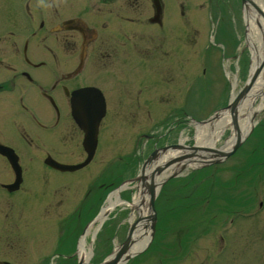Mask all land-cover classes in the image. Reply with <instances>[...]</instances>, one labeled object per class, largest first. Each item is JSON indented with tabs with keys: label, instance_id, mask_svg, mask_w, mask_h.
<instances>
[{
	"label": "flooded vegetation",
	"instance_id": "af4514ba",
	"mask_svg": "<svg viewBox=\"0 0 264 264\" xmlns=\"http://www.w3.org/2000/svg\"><path fill=\"white\" fill-rule=\"evenodd\" d=\"M195 1L36 0L24 13L17 3L10 22L0 19V149L11 153L0 152V264H15L21 251L8 240L10 219L18 223L34 201L71 198V173L50 160L83 158L72 95L96 86L106 107H129L149 104L154 94L140 98V90L153 89L168 102L172 42L197 35ZM141 60L148 62L145 74Z\"/></svg>",
	"mask_w": 264,
	"mask_h": 264
},
{
	"label": "rangeland",
	"instance_id": "374dc122",
	"mask_svg": "<svg viewBox=\"0 0 264 264\" xmlns=\"http://www.w3.org/2000/svg\"><path fill=\"white\" fill-rule=\"evenodd\" d=\"M20 1L0 0V19H3V15L8 17L6 8L10 7V5L13 7L11 8L12 11L16 14L17 8L14 7ZM32 2L34 3L36 0H32ZM235 3L232 0L231 5H235L236 11L238 4ZM204 9L203 7L201 10L203 11ZM196 14L198 16V33L194 36L195 40L189 39L184 42L186 72H183V69L180 70V63H177L176 70L178 72L176 74L178 79L176 85L172 83L171 87L175 93L173 98L176 99L172 101L171 105L159 104L157 101L148 107L140 106L138 120L135 119L133 112L118 114L119 119L109 109L106 116L107 121L102 127L104 139L102 140L100 135L101 144L96 150L93 162L82 169L72 172L76 180V191L79 193L76 198L74 197L75 199L83 198V189H85L84 187L88 180L93 179V187L97 185L92 191L90 210H86L87 212L91 211L89 215L93 216L95 211L98 210L97 202L99 204L102 202L104 195L112 188V185H115L119 179L126 180L137 173L142 159L154 147L150 140L147 141L144 138H140L137 150L133 153L130 152L131 141L137 133L159 134V139H156L159 146L163 140V133L167 132L165 127L173 124L174 118L182 116V124L185 126H183L182 131L186 134L185 142L191 143L193 142L195 126L190 118L204 119L207 117L206 114L218 109L225 103L227 95L225 84H227V81L224 70L220 66L219 52L221 55V51L216 52L214 46L209 43L212 41L208 37L209 23L206 22L205 13L196 12ZM217 16L222 15L218 12ZM232 18H234V15ZM240 27L242 25H236L237 29ZM220 33L221 29L218 27L216 42H221L218 40ZM223 34H225V30L222 27ZM224 40L228 43L225 42L229 48L227 52L225 50L227 55H230L235 49L237 52L240 51L244 45L242 41L240 44H236V48H234L230 36H224ZM181 45L183 46V43ZM176 50L178 48L173 51ZM199 53L200 56L202 55L203 65H200L201 58L198 57ZM242 53V55L248 56L244 75L240 71L242 69L239 70V61L236 62V59L232 58H229L228 61L226 60L227 66L233 65L238 85L241 84L240 81L246 76L249 66L248 49H243ZM177 59L179 58L177 57ZM172 75H175L174 71ZM184 88L187 89L186 100H182L183 104H180V92L182 91L183 93ZM261 100L263 101V106L252 115L255 124L261 119L260 124L256 128L254 127L252 133L247 135L241 144L243 147H239L233 154L219 163L215 178L213 177L211 181L213 184L212 191L214 192L210 193V197L204 198L203 202L196 205L186 204L188 207L182 208L180 204L185 205V202L189 200L184 199L183 196L190 198L191 192H196L197 188L191 190V188L189 189L190 183H186L182 185L184 186L183 193L181 188L178 190L171 189L173 194H169L172 197L170 201L168 196H166L156 203L158 210L157 225L158 228L161 226V231L157 229L148 244L150 246L136 253L126 263L139 256L138 261L132 264H264V205L257 207L258 212H254L256 199L258 197L264 199V161L260 162L263 165L256 162L264 155V94L263 98L259 95L254 99L251 105L256 107ZM110 107L113 109L112 106ZM147 108L151 110L150 114L146 113ZM179 127V124L171 127L170 130L172 132H170L169 136L167 134V142L178 137V132L181 131ZM226 127L229 128V126ZM228 131L227 129L226 131L224 130L221 139L216 143L217 146L224 142V139L229 134L227 133ZM260 152L262 154H259ZM248 162L252 166L255 165V170L247 172L246 169H241ZM199 169L200 167L190 169L189 173L195 170V177H199L200 172L197 171ZM237 170H239L238 176L235 175ZM231 178H235V182L227 186V180ZM169 180L170 178L166 181ZM178 182L177 179L170 180L168 186L172 188ZM233 196H237L239 199V203L235 206L231 204V197ZM85 202H87V199H85ZM41 208L43 213H39L44 216V219L34 218L24 231L25 239L30 247L25 263H39L37 259L41 256L44 257L43 260L49 262L50 256L53 255L51 252L56 247H59L60 253L61 251L63 252L61 264L76 262L73 254L74 231H80L85 223V218L82 215L77 220L78 211H83L84 209H80L78 205L75 206L76 210L73 215L77 221H74L75 223L67 228L65 237L59 243L62 237L58 236V221L63 223V220L58 219L56 222V219L67 216L65 213L71 209V205L63 204L59 207L53 206L51 209H47L44 206ZM125 209L128 211L126 206H116L109 214L112 215L114 212L118 213L120 212L119 210ZM237 210H249L253 214L247 218L240 217L236 213ZM20 215L22 220L23 213L21 212ZM67 218L69 222L72 219L68 216ZM229 221H232V226L230 228L225 227L226 222ZM127 226L128 221L124 218L121 225L115 230L113 237L115 243L124 236ZM167 230L168 234L166 233ZM8 232V240L18 242V245H21L20 239L13 232ZM220 234L224 235L223 239L225 240L222 248L219 247L218 235ZM146 248L148 249L146 250ZM142 251L145 252L143 253ZM66 253L71 254V256L66 257ZM14 259L16 261L19 260L16 256H14Z\"/></svg>",
	"mask_w": 264,
	"mask_h": 264
},
{
	"label": "bare ground",
	"instance_id": "6f19581e",
	"mask_svg": "<svg viewBox=\"0 0 264 264\" xmlns=\"http://www.w3.org/2000/svg\"><path fill=\"white\" fill-rule=\"evenodd\" d=\"M262 12L264 14V0H246L245 5L243 7V16L245 20V37L244 42L248 46L250 52V71H254L256 66L262 64L264 59V18L257 12ZM250 72V73H251ZM258 75L256 76V80L253 83V87L245 94L244 99L238 105V109L236 112L237 116V129L240 134H244L247 129L250 127L252 115L259 110L263 106V101L261 100L256 107H253L251 104L254 99H256L259 95L262 96L264 94V66L261 68ZM235 92H232L231 97L233 98ZM226 111V110H225ZM225 111L220 112L219 116L216 119H211L208 122L202 125H196L193 142L195 145H214L219 139L226 128V126H231L230 115L229 113H225ZM236 130L232 129L229 136L223 142V147H228L234 137ZM180 140H186L185 133H183V137ZM173 152L168 153V157L164 156L159 158L157 161L164 163L166 159H168ZM179 164H175L174 167H178ZM194 166V164H187V167ZM152 169L151 167H147V169ZM173 166L170 165L164 168L159 174L154 177V186L157 189L158 184L163 182L169 176L173 170ZM187 170L183 169L179 172V175H183ZM133 189L134 192L130 196L129 199L125 200L121 198V193L125 190ZM140 191V192H139ZM140 186L131 185L129 182L121 183L116 189L112 190L104 200V204L101 207L99 213L96 217L91 221L84 231L78 234L76 239V254L78 258L83 262L88 260L90 255V248L88 245L89 237L93 236L95 230L99 225L108 217V214L116 207V206H128L130 208V212L128 215V220L131 222L135 217H139L138 223H141V220L146 219L149 213V208L147 206L148 196L146 193H141ZM137 223V224H138ZM137 226L136 231L132 233V245L128 249V253L132 254L138 249H140L147 239V229L142 227L141 225ZM144 228V229H143Z\"/></svg>",
	"mask_w": 264,
	"mask_h": 264
},
{
	"label": "water",
	"instance_id": "95a60500",
	"mask_svg": "<svg viewBox=\"0 0 264 264\" xmlns=\"http://www.w3.org/2000/svg\"><path fill=\"white\" fill-rule=\"evenodd\" d=\"M242 2L244 3L245 0H242ZM261 65H259L255 71L252 73V75L250 76V78L248 79L246 85L241 89V91L239 92V94L237 95L236 99L230 104V110L233 113L235 111V106L237 104L238 99H240L244 93L246 92V90L249 88V86L252 84L255 75L257 74L259 68ZM93 97L96 98L94 101H96V103H92V104H86L81 106V113H78L79 117L78 119V123L79 125H81L83 127V129L85 130V135H84V145H85V149L87 151V157L85 158V160L80 163L77 164L75 166H70V167H62V165L59 166V168H69V169H73L75 167H79L81 165H83L84 163H86L92 153H93V149L95 146V142H96V128H97V123L98 120L100 118V116L103 113V104H102V100L100 98V96L98 94H96L95 92H93ZM77 117V116H76ZM244 138L241 136H237L234 143L232 144L231 148L228 151H220V150H215V149H205V150H210L213 151L215 153V155H223L226 156L228 155L230 152H232L242 141V139ZM191 148H196V147H191ZM159 170V168L156 169V171ZM142 177L144 178V176L142 175ZM148 191L150 193V199H149V205L152 204L153 201V197H154V192H153V184H149L147 186ZM152 220L154 218L153 215H151ZM128 241H126L122 248L120 249L119 253L116 255V257L111 260L110 262H107V264H115L116 259L119 257V255L121 254V252L126 248Z\"/></svg>",
	"mask_w": 264,
	"mask_h": 264
}]
</instances>
